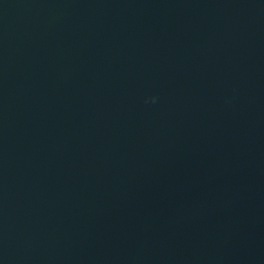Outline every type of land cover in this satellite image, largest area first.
<instances>
[{
	"label": "water",
	"instance_id": "95a60500",
	"mask_svg": "<svg viewBox=\"0 0 264 264\" xmlns=\"http://www.w3.org/2000/svg\"><path fill=\"white\" fill-rule=\"evenodd\" d=\"M0 264H264V0H0Z\"/></svg>",
	"mask_w": 264,
	"mask_h": 264
},
{
	"label": "clouds",
	"instance_id": "9594fccd",
	"mask_svg": "<svg viewBox=\"0 0 264 264\" xmlns=\"http://www.w3.org/2000/svg\"><path fill=\"white\" fill-rule=\"evenodd\" d=\"M150 99H151L152 103H155V102L157 101L158 98H157L156 96H153V97H151Z\"/></svg>",
	"mask_w": 264,
	"mask_h": 264
}]
</instances>
